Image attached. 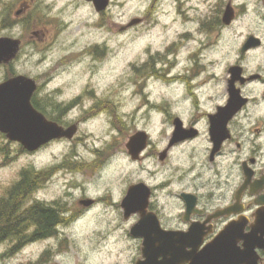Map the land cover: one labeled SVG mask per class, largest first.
<instances>
[{"label": "clouds", "instance_id": "obj_1", "mask_svg": "<svg viewBox=\"0 0 264 264\" xmlns=\"http://www.w3.org/2000/svg\"><path fill=\"white\" fill-rule=\"evenodd\" d=\"M0 42L14 45L0 89H36L52 129L27 143L0 129V231L24 221L0 264H148L145 217L202 240L244 218L247 251L264 210V0H0ZM245 192L248 217L230 211ZM48 212L56 238L37 246Z\"/></svg>", "mask_w": 264, "mask_h": 264}, {"label": "water", "instance_id": "obj_2", "mask_svg": "<svg viewBox=\"0 0 264 264\" xmlns=\"http://www.w3.org/2000/svg\"><path fill=\"white\" fill-rule=\"evenodd\" d=\"M13 49L14 45L0 42V56L7 55ZM27 87L23 82L17 81L6 86V89H0V129L8 131L14 138L25 140L26 143L36 141L52 132V129L44 125L38 117H44V115L38 112L31 103L36 89H33L31 94L26 97ZM187 199L194 201L191 197ZM141 200L142 195L137 194L132 201L133 206L139 205ZM191 207L189 206V210ZM240 228L237 223L230 224L216 240L214 239L215 241L204 245L201 233L196 227L193 226L187 236L166 234L162 232L166 231L163 228L158 229L151 217H145L135 232L146 237L144 254L149 258L148 264H156L155 257L161 254L165 256L163 264H183V260L186 258H191L192 264H255V256L251 252V248L257 243L264 247V241H257L255 238L256 231L264 229V213L258 215L257 225L254 227L252 235L243 237L246 240L247 248L244 253L235 248L234 236L237 235ZM187 244L192 245V253L184 251ZM197 247L199 253L196 252Z\"/></svg>", "mask_w": 264, "mask_h": 264}, {"label": "trees", "instance_id": "obj_3", "mask_svg": "<svg viewBox=\"0 0 264 264\" xmlns=\"http://www.w3.org/2000/svg\"><path fill=\"white\" fill-rule=\"evenodd\" d=\"M31 103L35 109L42 111L40 100H38L37 97L33 96ZM16 208H17V204L5 203L4 213L12 214L16 211ZM54 220H55L54 213L48 212L41 216V223H42V226L44 227L43 231L31 232L30 228L26 229L27 231L31 232V238H32L33 243L45 241L47 239H52L55 237L54 233H49V231L47 230V225H50L52 222H54ZM21 229H24V221L23 219H16V222L14 224L10 225L8 228L4 229L3 231H0V236H2L5 232L15 233V232L20 231Z\"/></svg>", "mask_w": 264, "mask_h": 264}, {"label": "flooded vegetation", "instance_id": "obj_4", "mask_svg": "<svg viewBox=\"0 0 264 264\" xmlns=\"http://www.w3.org/2000/svg\"><path fill=\"white\" fill-rule=\"evenodd\" d=\"M45 117L48 119L47 116H45ZM218 131H219V129H218ZM228 136L229 137L231 136V133L230 132H229ZM228 142H229V139H228V137H226L224 139V141L222 142V147L225 144H227ZM210 159H212V157H210ZM247 196H248L247 192H245L244 194H241L240 195V200H239L240 206L237 205V207L235 209H231L230 211H239V210H241L237 215L242 216V217H248L251 214H253L252 207H251V205L247 201ZM191 199H194V198H191ZM193 203H194L193 200H188L189 206H192ZM240 207H241V209H240ZM261 213H264V210H261L257 215H260ZM221 220L223 221V227L224 228H226L230 222H233L232 224L236 223V222H234V220H235V217L234 216H230L227 219H225L224 217H220V218H218L217 221H213V223H219V221H221ZM245 223H246V220L244 218H241L240 222L237 223V225H239L241 228L238 231L237 235L234 236L235 237V240L242 237V228H243V226H244ZM194 227H196V229L198 230V232L201 233V239H202V235H203L202 226H200V225H194ZM220 230L222 231L223 228H221ZM263 231H264V229H263ZM217 235H218V232L217 231L210 232L203 239V245L204 244H207V243H209L211 241H213L216 238Z\"/></svg>", "mask_w": 264, "mask_h": 264}, {"label": "rangeland", "instance_id": "obj_5", "mask_svg": "<svg viewBox=\"0 0 264 264\" xmlns=\"http://www.w3.org/2000/svg\"><path fill=\"white\" fill-rule=\"evenodd\" d=\"M136 19L139 20V18H136ZM5 23H7V21H5ZM97 54L100 55V54H102V53H99V51H98ZM33 96H34V97H37V99L39 100V98H38V96H37V90H35ZM40 103H41V102H40ZM37 111L40 112V113H42L44 116H47V117H48V115H46V113H44L43 111L38 110V109H37ZM3 151H4L5 154H7V152H8L7 147H5V148L3 149ZM55 238H56V237H54V238H52V239L55 240ZM47 240H48V239H47ZM47 240H45V241H47ZM45 241L35 242V244H36L37 246H40V245H43V244L45 243ZM37 250H38V249H33V252H35V251H37Z\"/></svg>", "mask_w": 264, "mask_h": 264}]
</instances>
